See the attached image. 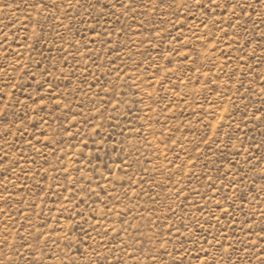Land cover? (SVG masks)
<instances>
[{
    "label": "rangeland",
    "instance_id": "obj_1",
    "mask_svg": "<svg viewBox=\"0 0 264 264\" xmlns=\"http://www.w3.org/2000/svg\"><path fill=\"white\" fill-rule=\"evenodd\" d=\"M0 264H264V0H0Z\"/></svg>",
    "mask_w": 264,
    "mask_h": 264
}]
</instances>
